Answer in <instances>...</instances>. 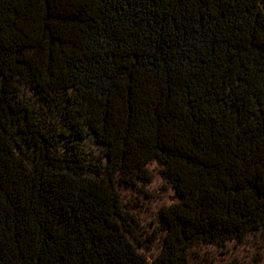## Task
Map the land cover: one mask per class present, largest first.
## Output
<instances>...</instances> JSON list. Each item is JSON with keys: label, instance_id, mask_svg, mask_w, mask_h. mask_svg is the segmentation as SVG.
Returning <instances> with one entry per match:
<instances>
[{"label": "trees", "instance_id": "16d2710c", "mask_svg": "<svg viewBox=\"0 0 264 264\" xmlns=\"http://www.w3.org/2000/svg\"><path fill=\"white\" fill-rule=\"evenodd\" d=\"M152 160L176 202L143 237L119 187ZM260 230L264 0H0V264H214Z\"/></svg>", "mask_w": 264, "mask_h": 264}, {"label": "rangeland", "instance_id": "374dc122", "mask_svg": "<svg viewBox=\"0 0 264 264\" xmlns=\"http://www.w3.org/2000/svg\"><path fill=\"white\" fill-rule=\"evenodd\" d=\"M32 100L34 94L28 92ZM86 149L91 157L96 159H105V149L101 144L91 141L85 143ZM153 173V179L147 183L136 185H121L120 192L128 209L131 210L135 217L136 229L143 236H151L156 230L162 227L159 217V210L166 204L176 202L173 187L167 183L161 172V165L157 160H152L147 165ZM161 235V234H160ZM160 238V237H159ZM155 239L153 246L147 250L148 254L156 253L160 248L161 239ZM206 261H212L214 264H226L237 259L239 264H254L255 260H264V231H257L250 234L242 243H234L229 248L227 254H217L215 248L203 247Z\"/></svg>", "mask_w": 264, "mask_h": 264}]
</instances>
